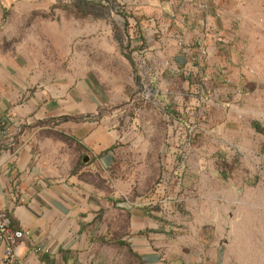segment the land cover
Instances as JSON below:
<instances>
[{
	"label": "crops",
	"instance_id": "crops-1",
	"mask_svg": "<svg viewBox=\"0 0 264 264\" xmlns=\"http://www.w3.org/2000/svg\"><path fill=\"white\" fill-rule=\"evenodd\" d=\"M43 9L15 45L9 16ZM0 119L22 264H220L225 186L261 142L264 0H0Z\"/></svg>",
	"mask_w": 264,
	"mask_h": 264
},
{
	"label": "rangeland",
	"instance_id": "rangeland-1",
	"mask_svg": "<svg viewBox=\"0 0 264 264\" xmlns=\"http://www.w3.org/2000/svg\"><path fill=\"white\" fill-rule=\"evenodd\" d=\"M53 4H65L73 6L78 0H52ZM69 17H75L74 9L67 12ZM26 20L24 31L20 40L13 41L16 45L24 39H28L26 31L33 27L41 30L39 19H58L59 10H41L28 13L23 16H9L11 20ZM28 21V22H27ZM30 21V22H29ZM32 21V22H31ZM13 23H11L12 25ZM13 26V30H16ZM18 33V32H17ZM16 33V34H17ZM260 137L257 151H251L244 156L246 167L238 172V187L232 195L233 186H225L229 192V203L225 204L224 212L227 215V231L222 238V251L220 264H264V122L257 128ZM229 180V179H227ZM239 184V185H240ZM231 187V188H230ZM219 264V263H218Z\"/></svg>",
	"mask_w": 264,
	"mask_h": 264
},
{
	"label": "built area",
	"instance_id": "built-area-1",
	"mask_svg": "<svg viewBox=\"0 0 264 264\" xmlns=\"http://www.w3.org/2000/svg\"><path fill=\"white\" fill-rule=\"evenodd\" d=\"M125 47L128 48L127 43L125 44ZM197 47L202 58H206L208 56V49L204 40H199ZM135 64L138 68L137 70L139 74L142 73V70H144L143 62L135 59ZM138 90L137 96L144 100L154 98L157 93L152 80L147 74L141 78ZM9 131V125L4 120L0 119V132L5 134ZM201 131V129L196 128L191 130V138H194ZM28 235V231L14 228L12 218L6 212L0 211V251L3 252L2 264H22L20 261L19 246ZM40 251L42 250H37V252Z\"/></svg>",
	"mask_w": 264,
	"mask_h": 264
}]
</instances>
